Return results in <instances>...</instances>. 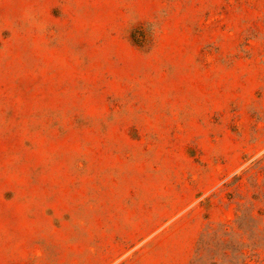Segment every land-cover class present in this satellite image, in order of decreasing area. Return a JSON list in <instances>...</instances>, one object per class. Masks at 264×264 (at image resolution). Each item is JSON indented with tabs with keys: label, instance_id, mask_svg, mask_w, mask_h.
Listing matches in <instances>:
<instances>
[{
	"label": "rangeland",
	"instance_id": "rangeland-1",
	"mask_svg": "<svg viewBox=\"0 0 264 264\" xmlns=\"http://www.w3.org/2000/svg\"><path fill=\"white\" fill-rule=\"evenodd\" d=\"M134 205L102 262L264 264V0H0V264Z\"/></svg>",
	"mask_w": 264,
	"mask_h": 264
},
{
	"label": "crops",
	"instance_id": "crops-1",
	"mask_svg": "<svg viewBox=\"0 0 264 264\" xmlns=\"http://www.w3.org/2000/svg\"><path fill=\"white\" fill-rule=\"evenodd\" d=\"M70 171L68 173H73L72 170L74 169H69ZM134 179V178H133ZM220 177L218 178V180ZM135 180V179H134ZM209 183L206 187L210 188L214 185H216L217 181ZM154 220L155 217L149 216L148 219L146 220L147 222H150ZM142 223H143V218L142 215L135 207L133 206V213L129 221V227L131 229L132 235L130 239L123 240L122 238H119L117 235H114L113 233L108 234L109 240L107 242H99L98 240L94 241L93 235H92V227L91 224L89 227H85V232H86V250H85V256H84V264H110L111 260L107 259V261L102 262V259H100L99 256L95 257V254H100V255H109L111 253H124L127 250V245H132L136 243L137 241L141 240L142 238ZM125 228V227H124ZM105 228H102V235L103 238L107 237L104 234ZM104 240V239H103ZM99 245V246H98ZM96 249L98 250V253H96ZM190 262V254L189 256L186 257L185 261L182 264H189Z\"/></svg>",
	"mask_w": 264,
	"mask_h": 264
}]
</instances>
